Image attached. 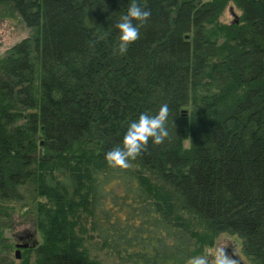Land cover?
<instances>
[{
    "label": "trees",
    "instance_id": "1",
    "mask_svg": "<svg viewBox=\"0 0 264 264\" xmlns=\"http://www.w3.org/2000/svg\"><path fill=\"white\" fill-rule=\"evenodd\" d=\"M229 1L240 20L221 23ZM130 2L0 0L30 30L0 58V264H101L93 241L121 264H186L222 232L264 264V0H138L152 16L121 55ZM164 103V143L109 167ZM17 205L42 241L14 263Z\"/></svg>",
    "mask_w": 264,
    "mask_h": 264
},
{
    "label": "clouds",
    "instance_id": "2",
    "mask_svg": "<svg viewBox=\"0 0 264 264\" xmlns=\"http://www.w3.org/2000/svg\"><path fill=\"white\" fill-rule=\"evenodd\" d=\"M151 9L142 6L138 0H131L126 14L113 24L119 33L115 51L123 55L128 47L140 38V28L151 18ZM170 109L167 103L162 104L155 114L145 111L136 120L128 123L120 146L109 150L104 159L111 168L128 169L130 160H135L147 150L149 141L161 145L169 137L167 122ZM226 243H217L214 248L204 253L189 257L186 264H239L226 252Z\"/></svg>",
    "mask_w": 264,
    "mask_h": 264
},
{
    "label": "rangeland",
    "instance_id": "3",
    "mask_svg": "<svg viewBox=\"0 0 264 264\" xmlns=\"http://www.w3.org/2000/svg\"><path fill=\"white\" fill-rule=\"evenodd\" d=\"M232 12L236 15L238 20H240L241 10L233 1H229L222 10L218 21L221 23L231 24L234 21ZM29 35V28L26 27L23 24L22 20L18 17L0 21V58L7 53V51L12 45L17 43L21 39L28 37ZM186 109L189 110V107H187ZM187 144L188 143L185 142V145ZM34 231L35 234L33 237L38 241L39 244L42 241V237L35 226L34 210L28 206L17 205L16 208L13 210L10 226L4 232V235L10 244L7 256L14 263H18L19 261H21L25 255L24 248H20V258L16 259L15 257V244L17 242H21L18 240V236H23L26 239L29 238L31 240L30 235L33 234ZM217 243H226V249L230 248L235 253V255H237L242 260L243 264H254V262L243 253L241 238L238 237L236 234L228 232L220 233L216 238L215 244L210 247H205L201 254L209 248H214ZM87 249L89 251L90 256L92 258L98 259L101 264H121V262L115 256L106 252L103 249H100L98 243L95 241L88 242Z\"/></svg>",
    "mask_w": 264,
    "mask_h": 264
},
{
    "label": "water",
    "instance_id": "4",
    "mask_svg": "<svg viewBox=\"0 0 264 264\" xmlns=\"http://www.w3.org/2000/svg\"><path fill=\"white\" fill-rule=\"evenodd\" d=\"M232 15L234 17V22H237L238 18L236 17V15L233 12H232ZM188 37H189V35H185V38H188ZM180 113H181V115L186 116L188 114V110L186 108H182L180 110ZM39 144H40V146H42L43 140H40ZM41 154H42V148L40 147L39 148V155H41ZM34 234H35V231L33 232V234L30 235L31 240L29 243L17 242L15 244V247H16L15 257H16V259L20 258V253H19L20 248H34L38 244V241L33 237ZM232 258L237 259L239 264H243L242 260L237 255H235V257H232Z\"/></svg>",
    "mask_w": 264,
    "mask_h": 264
},
{
    "label": "flooded vegetation",
    "instance_id": "5",
    "mask_svg": "<svg viewBox=\"0 0 264 264\" xmlns=\"http://www.w3.org/2000/svg\"><path fill=\"white\" fill-rule=\"evenodd\" d=\"M27 239H28V241H27ZM27 239L25 237H23V236H18V240L21 241V242L24 241L23 243L30 242V239L29 238H27ZM25 241H27V242H25ZM226 252L229 254V256L235 257V253L230 248H227Z\"/></svg>",
    "mask_w": 264,
    "mask_h": 264
}]
</instances>
